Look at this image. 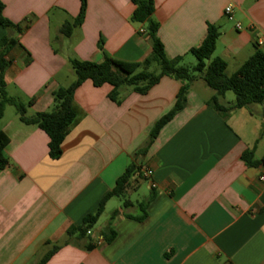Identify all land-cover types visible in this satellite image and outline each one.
I'll list each match as a JSON object with an SVG mask.
<instances>
[{"label":"crops","instance_id":"crops-1","mask_svg":"<svg viewBox=\"0 0 264 264\" xmlns=\"http://www.w3.org/2000/svg\"><path fill=\"white\" fill-rule=\"evenodd\" d=\"M153 1L170 59L183 56L184 63L215 25L221 36L214 58L224 59L232 76L264 37V0ZM2 2L5 17L22 29L0 27V40L18 41L7 56V91L27 105L28 116L51 112L54 92L76 80L71 60L141 63L153 52L147 26L133 21V0H88L85 22L71 37L61 29L78 17L81 0ZM181 86L163 77L147 94L124 89L118 104L109 97L113 86L86 81L75 94L83 116L58 160L49 156L47 133L8 106L1 122L10 163L0 172V264H39L54 244L68 241L72 226L96 213L132 166L124 198L111 199L90 234L72 237L46 264H264V165L251 168L242 159L255 146L256 158L264 157V103L223 118L208 104L216 92L199 79L185 109L139 155ZM226 95L222 103H232Z\"/></svg>","mask_w":264,"mask_h":264},{"label":"trees","instance_id":"trees-1","mask_svg":"<svg viewBox=\"0 0 264 264\" xmlns=\"http://www.w3.org/2000/svg\"><path fill=\"white\" fill-rule=\"evenodd\" d=\"M133 1L136 5L133 21L147 26V31L154 44L152 54L141 63L124 62L110 56H106L101 63L78 59L71 60V67L76 80L69 87H61L54 92V106L51 112L28 116L27 105L18 98L9 95L5 81V73L10 64L7 56L18 41L10 36L0 40V172L5 170L10 163L6 154L10 140L1 128L6 108L13 106L22 123L27 126H36L45 131L50 138L49 156L53 160H58L63 155V144L67 136L83 116V111L76 103L75 94L88 80L92 81L98 88L107 84L113 86V91L109 97L118 104L121 103V92L126 88H132L138 93L147 94L163 77H170L181 83L182 86L175 107L157 122L151 132L149 143L139 151V155H146L162 129L185 109L192 85L199 79H202L209 88L216 92L208 104L223 118H228L236 110L264 103V52L258 49L237 73L229 76L227 74L228 63L222 58H214L217 43L221 36L220 29L215 25H209L204 40L190 51L197 59V65L195 67L186 66L183 64V56L174 59L167 56L165 45L159 37L160 26L153 19L155 13L154 1ZM4 11L5 4L0 0V27L14 30L17 34L20 33L21 27L8 20L4 15ZM87 12L88 0H81L78 17L73 22L65 23L61 29V34L65 37H71L74 30L84 24ZM231 91L236 95L235 102L223 104L222 98ZM242 159L251 168L264 165V157L262 159L256 158V146L246 150ZM135 171V166L130 167L119 179L117 187L103 199L96 213L87 216L81 226H72L68 230V241L63 245H53L49 242L47 245L53 246L39 264L48 263L62 246L69 243L72 237L86 238L100 221L107 203L114 197L124 198ZM117 215L118 212L113 215V218ZM114 237L115 233L112 231L107 241H112Z\"/></svg>","mask_w":264,"mask_h":264},{"label":"rangeland","instance_id":"rangeland-1","mask_svg":"<svg viewBox=\"0 0 264 264\" xmlns=\"http://www.w3.org/2000/svg\"><path fill=\"white\" fill-rule=\"evenodd\" d=\"M183 64L186 65V66H189V67H195V66L197 65V59H196L193 55H190V56L188 57V59H187ZM210 90H211V89H210ZM212 92H214V91L212 90ZM226 98H227L228 101H233L232 103H234L235 100H236V95H235V93H234L233 91H231V92H228V93H227ZM9 108H11L12 112H15V111H16V109H15L13 106H9ZM138 198H139V196H138ZM117 200H119V199H117ZM114 202H118V203H116V204H118V205L120 204L119 201H114ZM110 210H111V207H109L108 211H110ZM107 216H108V215H105V216L102 218L101 223H102L104 220L107 219ZM101 223H100V224H101Z\"/></svg>","mask_w":264,"mask_h":264},{"label":"built area","instance_id":"built-area-1","mask_svg":"<svg viewBox=\"0 0 264 264\" xmlns=\"http://www.w3.org/2000/svg\"><path fill=\"white\" fill-rule=\"evenodd\" d=\"M226 14H227V16L229 17V19H233V15H234V8L232 7V6H228L227 8H226ZM237 28L239 29V30H242L243 29V26L241 25V24H238V26H237ZM257 47H258V49L259 50H261L262 52H264V37H261V38H259L258 40H257ZM153 175V172L152 171H150V170H147L146 172H145V176L146 177H151ZM89 234H90V232H89Z\"/></svg>","mask_w":264,"mask_h":264}]
</instances>
